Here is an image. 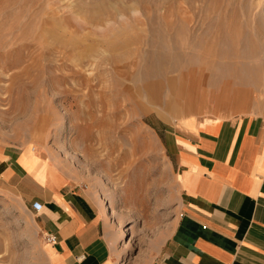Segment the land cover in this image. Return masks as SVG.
<instances>
[{
	"label": "rangeland",
	"instance_id": "1",
	"mask_svg": "<svg viewBox=\"0 0 264 264\" xmlns=\"http://www.w3.org/2000/svg\"><path fill=\"white\" fill-rule=\"evenodd\" d=\"M245 115L264 118V0H0V147L88 191L128 262L177 214L164 130ZM15 184L0 264H49Z\"/></svg>",
	"mask_w": 264,
	"mask_h": 264
},
{
	"label": "crops",
	"instance_id": "2",
	"mask_svg": "<svg viewBox=\"0 0 264 264\" xmlns=\"http://www.w3.org/2000/svg\"><path fill=\"white\" fill-rule=\"evenodd\" d=\"M194 117L192 128L162 134L177 214L147 256L129 262L126 238L88 191L0 147V178L16 183L40 231L56 237L46 243L49 264H264V118Z\"/></svg>",
	"mask_w": 264,
	"mask_h": 264
},
{
	"label": "built area",
	"instance_id": "3",
	"mask_svg": "<svg viewBox=\"0 0 264 264\" xmlns=\"http://www.w3.org/2000/svg\"><path fill=\"white\" fill-rule=\"evenodd\" d=\"M44 240H45V243L47 244H54L56 242V237L54 235H51V234H45L43 236Z\"/></svg>",
	"mask_w": 264,
	"mask_h": 264
},
{
	"label": "bare ground",
	"instance_id": "4",
	"mask_svg": "<svg viewBox=\"0 0 264 264\" xmlns=\"http://www.w3.org/2000/svg\"><path fill=\"white\" fill-rule=\"evenodd\" d=\"M182 89H183V88H182ZM182 89H181V90H175V91H174V94H181V95H183L184 92H182V91H183ZM151 92H152V91H151ZM153 92H154V91H153ZM153 92H152V93H153ZM155 102H156V103H160V102H161L160 97L155 98Z\"/></svg>",
	"mask_w": 264,
	"mask_h": 264
}]
</instances>
